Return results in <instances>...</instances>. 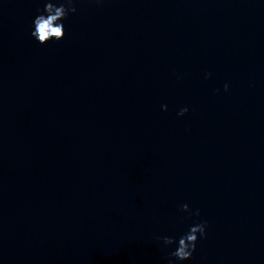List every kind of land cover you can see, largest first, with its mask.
Returning <instances> with one entry per match:
<instances>
[{
    "label": "water",
    "instance_id": "95a60500",
    "mask_svg": "<svg viewBox=\"0 0 264 264\" xmlns=\"http://www.w3.org/2000/svg\"><path fill=\"white\" fill-rule=\"evenodd\" d=\"M40 6L0 4V264H167L184 203L185 264H264V3L80 0L46 45Z\"/></svg>",
    "mask_w": 264,
    "mask_h": 264
},
{
    "label": "clouds",
    "instance_id": "9594fccd",
    "mask_svg": "<svg viewBox=\"0 0 264 264\" xmlns=\"http://www.w3.org/2000/svg\"><path fill=\"white\" fill-rule=\"evenodd\" d=\"M79 2L80 0H40L41 6L30 24L32 38L42 45L63 40L67 34L66 21L71 14L78 11ZM101 2L102 0H96V3ZM260 2L264 3V0H260ZM2 3L3 0H0V4ZM207 75L210 78L212 73L209 72ZM229 87L230 85L225 83L224 89L228 90ZM162 108L166 111L168 105L163 104ZM187 112H189V108L184 106L180 108L178 115L184 116ZM181 211L187 213L189 218L196 217V221L178 236L156 237L169 249L167 264H185V262L191 261L197 251L199 240L208 235L209 222L206 219H199L202 215L199 208L193 209L188 203H184L181 206Z\"/></svg>",
    "mask_w": 264,
    "mask_h": 264
}]
</instances>
